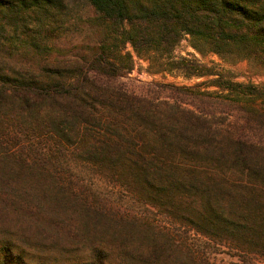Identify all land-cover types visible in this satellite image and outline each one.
<instances>
[{
    "label": "trees",
    "instance_id": "trees-1",
    "mask_svg": "<svg viewBox=\"0 0 264 264\" xmlns=\"http://www.w3.org/2000/svg\"><path fill=\"white\" fill-rule=\"evenodd\" d=\"M184 40L264 68V0H0V264H264V85Z\"/></svg>",
    "mask_w": 264,
    "mask_h": 264
},
{
    "label": "rangeland",
    "instance_id": "rangeland-1",
    "mask_svg": "<svg viewBox=\"0 0 264 264\" xmlns=\"http://www.w3.org/2000/svg\"><path fill=\"white\" fill-rule=\"evenodd\" d=\"M178 52H180L183 55H186L188 53L195 54L197 57L201 58L204 62L211 63L214 61L217 63L218 68L220 70L228 71L232 75L235 76V80L241 81V82H253L256 84H263L264 85V68L258 67L252 62L248 60L240 61L237 63L227 62L223 61L219 56L209 54L206 57H202L199 53H197L193 47L190 46L189 42L187 40H184L178 49ZM148 63L144 60L137 59L136 68L129 73L125 78L124 81L128 83L129 86L135 88V89H141L146 88L149 84L154 83H177L179 85H192L202 79H191L187 80L183 77H175L172 75H169L168 77L164 78L161 74H150L147 72ZM219 258H226L227 256L220 255Z\"/></svg>",
    "mask_w": 264,
    "mask_h": 264
}]
</instances>
